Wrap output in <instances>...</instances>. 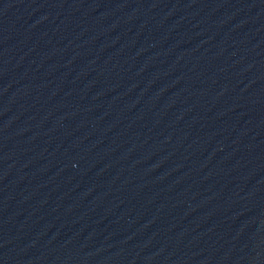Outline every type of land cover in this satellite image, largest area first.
<instances>
[{"label": "water", "instance_id": "water-1", "mask_svg": "<svg viewBox=\"0 0 264 264\" xmlns=\"http://www.w3.org/2000/svg\"><path fill=\"white\" fill-rule=\"evenodd\" d=\"M0 264H264V0H0Z\"/></svg>", "mask_w": 264, "mask_h": 264}]
</instances>
